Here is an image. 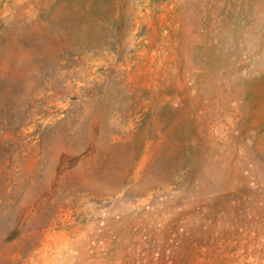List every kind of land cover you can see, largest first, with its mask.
Returning <instances> with one entry per match:
<instances>
[{"label":"rangeland","instance_id":"obj_1","mask_svg":"<svg viewBox=\"0 0 264 264\" xmlns=\"http://www.w3.org/2000/svg\"><path fill=\"white\" fill-rule=\"evenodd\" d=\"M0 264H264V0H0Z\"/></svg>","mask_w":264,"mask_h":264}]
</instances>
